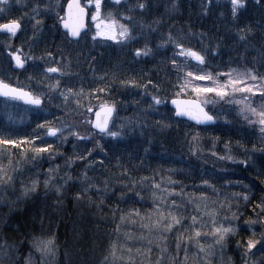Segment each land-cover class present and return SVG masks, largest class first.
Listing matches in <instances>:
<instances>
[{
  "label": "trees",
  "instance_id": "obj_1",
  "mask_svg": "<svg viewBox=\"0 0 264 264\" xmlns=\"http://www.w3.org/2000/svg\"><path fill=\"white\" fill-rule=\"evenodd\" d=\"M204 2L121 0L115 5L120 9L116 16L131 15L135 21L151 26L143 31L134 29L137 40L128 45L95 41L91 30L72 42L62 31L57 15L48 18L42 11L38 30L33 24L26 25L20 37L24 54H31L48 67H60L66 74L49 75L60 79V88L49 94L57 103L46 111L45 105L27 107L32 112L23 114L21 107L25 106L20 102L0 98V136L19 142L39 133L54 153L52 157L47 153L36 156L27 143L19 147L0 145V156L22 167L15 179H23L0 188V264H264V252L258 251L264 244V212L260 207L264 205L262 131L240 122L236 114L223 120L209 105L217 119L215 125L198 126L176 117L168 100L183 95L179 85L184 66L196 63L176 56L177 68L171 60L178 49L171 44L158 47L164 43L161 37L171 34L185 47L201 52L205 64L199 67L214 77L243 70L256 75L261 83L264 0H245L246 7L235 19L228 0H213L207 14ZM138 3L146 4L143 12L136 7ZM2 38L9 37L0 33L1 56ZM20 38L11 39L13 49L21 47ZM145 43L152 54L135 57V49ZM29 63L26 69L18 70L8 59L4 66L15 73L29 72L34 81H43V73L32 71V60ZM15 76L0 71L2 79L37 91L26 79ZM68 87L73 92L82 91L83 96H70L64 101L58 93ZM153 96L166 103L154 105ZM100 103L115 104V126L118 121L126 125L123 138H100L91 127L89 140L69 135L75 131L86 136L80 126L75 129L66 121L70 123L82 108L86 111L92 106L94 112ZM40 124L45 127H37ZM49 126L63 127L66 139L59 138V133L57 137L45 135ZM35 144L45 146L39 139ZM50 168L55 172L49 180ZM33 182L35 190L25 192ZM154 193L163 201L166 214L172 211L185 218L179 229L174 227L163 235L156 229L154 209L158 201ZM244 196L247 200L242 199ZM172 200L180 205V211L167 208ZM197 212L205 224L210 214L221 222L224 217L231 222L236 231L225 238L223 248L211 236L203 235L210 227L201 229V237L194 236L187 217ZM37 239L51 240V251L45 253L42 247L38 250L34 244ZM249 239L260 243L252 249L255 255L245 258Z\"/></svg>",
  "mask_w": 264,
  "mask_h": 264
},
{
  "label": "snow or ice",
  "instance_id": "obj_2",
  "mask_svg": "<svg viewBox=\"0 0 264 264\" xmlns=\"http://www.w3.org/2000/svg\"><path fill=\"white\" fill-rule=\"evenodd\" d=\"M17 4H22L23 0H15ZM103 0H90L89 3L81 4L80 0H67V11L65 16H59L57 13V18L60 20L63 27L67 30L65 32V36L69 38L72 42H78L81 37V31L84 28V21L86 16L88 15L87 9L92 7L94 9L93 14L91 15L92 21L95 22L96 33L92 37L95 40L97 37H101L103 39L115 41L117 44L121 45H128L137 40V36L133 35L134 29H140L143 31L145 27L151 28V26H146L138 21L134 20V17L124 16L122 17L123 20L128 21L129 23H121L119 20L112 17V14L109 13L107 16L101 15V6ZM111 2L115 5H119L121 0H111ZM217 3L220 0H216ZM256 3H259L260 0H255ZM213 0H205L203 4L204 13L207 14L208 8L212 5ZM0 4L4 5V7H0V13H5L3 19L5 22L0 23V32L6 33L9 37V40L4 43V47L8 49L7 55L10 57L11 61H14V66L17 69H25V65L28 61L36 59L31 54H24L23 43L21 47L18 49H13L11 44L12 38H18V34L23 36L25 34V27L27 24H30L33 20L35 24L33 25L34 30H38L37 26L41 24V20L36 19L38 15H40L41 11L47 12L48 9H41L39 4L35 7L31 8V14L25 13L24 15L18 18H12L9 14L6 13V8L8 7L9 0H0ZM228 4L230 5V14L235 19L237 17L238 12L241 9L246 7L245 0H228ZM57 7L60 6L59 0H57ZM136 7L143 12L146 9L145 3H138ZM176 5H173L175 8ZM129 11L131 12L132 9L130 8ZM158 23V22H157ZM131 24V27L129 26ZM154 30V29H153ZM241 40H244V35H240L239 37ZM164 43L160 44L158 47L163 48L167 45L171 44L174 45L178 52L174 53V56L171 60V63L174 66H177L176 56H182L186 60H193L196 62L195 67L198 69V72L194 74L192 71H188L185 73L183 77L182 83L179 85L181 91H185L188 87H191V91L195 94L196 97H200L202 95L207 94H214L216 97L220 99H224L229 97L230 94H234L237 92L240 93H248L255 95L256 91L260 92V98L264 100V81H262L258 85H247L245 87H240L239 85L244 84V77L247 76L252 81L257 80V76L252 73H237L235 76L233 72L230 71L228 73H217L214 77L210 72L204 71V69L200 68V65L205 64V57L199 51L193 50L191 47H185L183 43L180 42V39H177L171 34L161 37ZM152 54V49L148 47V44L145 43L143 48H137L134 51V56L137 58L140 57H148ZM49 60L52 59V54L48 53ZM49 74H58L59 77H63L66 73L62 71L60 67L56 66H49L44 69V77L45 82L49 79H55L54 84L47 85L48 92H54L60 88V79L56 77L49 76ZM221 75L227 77V79L222 83L219 79ZM179 79V77H178ZM192 80L196 81H210L211 86H201V85H193L191 83ZM151 83V81H149ZM99 91H104L100 89ZM59 96L63 97L64 101H68L69 97H76L79 98L83 96V92H73L71 87H68L66 91H60ZM0 96L7 98L8 100H23L26 104L35 106L39 108L42 104L41 95H33L31 92L24 91L22 88L13 87L11 84L6 83L3 79H0ZM154 105H160L161 103H166L161 98L152 97ZM51 101V97H49V102ZM175 105L176 111L175 115L177 117H184L187 116L189 119L195 120L198 124H207V123H214V117L209 115L202 106L203 103H207V101H201L199 99H192V100H172L171 102ZM243 103V101H241ZM77 104H79V100L77 99ZM99 111L93 113L92 106H89L86 109L87 114H93L95 119L92 120L90 118L86 119L84 122L89 124L91 128L96 130V135L100 138H111L117 139L123 138V129L126 127L125 124H121L119 129H116L115 122L113 121V114L116 112L115 104H107V103H100L98 105ZM242 113H250L252 116H255L257 119L255 121H249L250 123H258L260 125L261 131L264 132V105H261L260 110L258 111L256 108H252L249 104H244L243 108L241 109ZM245 120H249V116L246 114L244 116ZM110 124L112 127H110ZM39 128H44V124L37 125ZM60 134L59 138L66 139L64 136V129L63 127H51L47 128L45 135L50 137H57V134ZM69 135L75 136L78 140H89L91 139L90 136H83L75 131H71L68 133ZM41 140L45 146L40 147L36 146L35 141ZM31 144V151L39 156L40 154L47 153L49 157H52L54 153L51 151L52 145L47 141L43 140L39 133L31 140L25 141H16L12 139H6L0 136V145H11L13 147H19L22 144ZM101 150L103 151V147ZM91 152H88L87 155H91ZM35 158V157H34ZM83 158V157H82ZM90 166V165H89ZM49 180L52 178L55 169H49ZM0 183L10 184L12 181L11 175L8 172L0 168ZM84 179H87V175L85 174ZM170 183H172L170 181ZM48 184V180L45 181V185ZM107 186V185H105ZM154 187L156 189H160L159 184H155ZM36 182H33L31 185V189H25V192L29 190H35ZM59 191V189H57ZM161 191H166L161 189ZM168 195H172V193H168ZM154 200L158 201V205L154 209V213L156 215V222L155 227L160 231V233L167 234L172 232L173 228H180L183 223L184 217H178L172 211H167V214L164 210H162L163 201L161 198L156 197L155 193L153 194ZM242 199L247 200V196L242 197ZM261 211L264 212V205H261ZM169 209H175L177 212L180 211V205L177 204L176 200H172L170 204L167 205ZM135 215L139 216V213L136 212ZM214 214L209 215V222L208 224L202 223V217L198 219L199 213L197 212L196 215H190L187 217L188 220L191 221L189 225L190 228L193 229V234L195 237L199 238L202 236L201 229L206 227H210L209 232H204L203 235L205 238L211 236L214 240L216 245H220L223 248V241L225 238L236 231L233 227H231V222L228 221L227 217H224V222L216 220L213 218ZM233 219H235V214H233ZM225 223H228L229 226H225ZM260 243V241H253L249 239L246 242L245 248V258L248 257V254L255 255L252 253V249L256 248V245ZM34 244L38 247V250L42 247L45 253L51 251L52 241L47 240H39L37 239L34 241ZM240 247V245H237ZM180 244L177 243V249H179ZM258 251L264 252V244H261V247Z\"/></svg>",
  "mask_w": 264,
  "mask_h": 264
},
{
  "label": "rangeland",
  "instance_id": "obj_3",
  "mask_svg": "<svg viewBox=\"0 0 264 264\" xmlns=\"http://www.w3.org/2000/svg\"><path fill=\"white\" fill-rule=\"evenodd\" d=\"M25 0H23L22 4H17L15 2V0H9V4L8 7L6 8V13L9 14L10 16H12L13 14H16L18 12H23L24 10L28 13H30L28 10H31V2L33 1V7H35L37 5V0H27V4L24 3ZM43 2L38 3L39 7L41 9H45L47 8L48 11L47 12H43V15H47L45 17L48 18H53V15L56 16L57 12L59 13V11H61L62 8H64L65 3L67 0H59V4L60 6L57 7V0H42ZM90 0H84V4L85 3H89ZM110 2V1H109ZM44 3V5H42ZM110 6V7H107ZM0 7H4V5L0 4ZM119 7L115 6V4L108 3L107 0H103L102 2V6H101V15L102 16H107L109 13L112 14V17L119 20L121 23H127V21L123 20L122 17L124 16H116L119 12L117 10ZM89 23H90V29H91V34L93 33V35H95L96 33V28H95V22L92 21L91 19V15L94 12V9L92 7H89ZM1 16H4L5 13H0ZM40 17H36V19H39ZM2 22V20L0 19V23ZM139 22V21H138ZM31 25L35 24V21H33L32 23H30ZM131 27V24L129 25ZM27 27L28 24H27ZM21 36L18 35V38H20ZM101 38V37H98ZM103 39V38H102ZM3 42V47L1 46V49L4 50L3 56H1L0 54V71H3L6 75H8L9 77L14 76V74L16 75L15 78L19 79L21 78V80L25 81V79L30 82L32 86H34L33 88L37 89V91H34L35 95H41V99L43 100V105H45V111L47 109H49L50 106H55L57 103V99H53L50 95L52 92H48L47 91V85L48 84H54L55 83V79H49L45 82V79L43 81L41 80H36L34 81V78L32 77L33 74L29 73V72H25L23 71V73H18V72H12L11 68H6V66H4V62H6L8 59H10V57L7 55V51L8 49H6L4 47V43L7 42L9 40V38H2L1 39ZM20 42L19 44L21 45V40L22 38L19 39ZM103 40H107V39H103ZM112 41V40H110ZM13 47L14 42L11 40L10 41ZM20 48V47H19ZM14 49H18V48H14ZM31 51V49L29 50ZM32 51H35L32 48ZM8 58V59H7ZM193 61V60H192ZM29 62V61H28ZM30 64V63H29ZM32 68L31 70L34 71L35 73H38L39 75H41L40 73H44V69L46 67H48L47 65L43 64V62L39 61V60H32ZM187 66V65H186ZM184 66L185 68V73L188 71H192L194 74H196L198 72V69L193 66V65H189V66ZM201 68V67H200ZM41 71L36 72V71ZM203 69V68H202ZM205 71V70H204ZM233 75L235 76L237 73H249V72H245L243 70H232ZM14 73V74H13ZM52 75V74H49ZM58 75V74H57ZM185 75V74H184ZM44 77V75H42ZM20 77V78H18ZM54 77V76H53ZM13 78V77H12ZM220 81L223 83L227 77H219ZM191 83L193 85H201V86H211V82L210 81H196V80H192ZM258 85L260 84L259 81H252L250 78H248L247 76L244 77V84L239 85L240 87H245L247 85ZM41 89L44 91L42 92ZM183 95L180 96H185V97H192V98H196L199 99L201 101H207V103H203L205 106H210L212 107L216 112H218V114H220L224 120L225 116L229 117L230 114L233 115H237L238 119H240V122H243L245 124H247L249 127H253L256 128L258 130L261 131L260 125L258 123H250L249 121H255L257 118L255 116H252L250 113H242L241 109L243 108L244 104H249L252 108H256L258 111L260 110L261 105H264V100H262L260 98V92L256 91L255 95L252 94H248V93H234V94H230L229 97H226L224 99H220L218 97H216L214 94H207V95H202L200 97H196L195 94L191 91V87H188L185 91L182 92ZM186 93V94H185ZM50 94V95H49ZM191 94V95H188ZM48 95V96H47ZM49 97H51V101L49 102ZM61 100L58 99V102H60ZM241 101H243V103H241ZM12 107V105L9 106V108ZM97 108V107H96ZM95 108V109H96ZM22 109V110H21ZM21 111L24 113L30 112L31 110L27 107H21ZM82 111H77L76 115L72 118H70V123L68 121H66L67 124H71L74 126V128L76 129L77 126H80L81 129L83 130V134L86 136H89L88 134V128L90 129V125L85 123L84 121L88 118L93 120V115L92 114H87L86 111L84 110V108L80 109ZM17 111L19 112V109H17ZM32 112V111H31ZM249 116V120H245L244 116L245 115ZM24 116V115H23ZM69 120V119H68ZM114 121V120H113ZM123 124V123H121ZM120 122L118 121L116 124V129H119L121 126ZM112 127V126H111ZM125 129V127H124ZM123 129V131H124ZM262 136L264 137V132H262ZM96 139H94L95 141ZM0 168L5 169L9 175H11L12 177V181L10 184H5V183H0V188L6 186V185H10L13 186L15 184V181L18 179L19 182L23 181V179L17 178L15 179L16 175H21L20 172V168H22L19 165L16 164H12L9 161H7L6 159H3L0 156ZM0 175H3V173H0ZM24 182H26V180H24ZM15 192H18V189L14 190ZM4 203V202H3ZM2 206V203L0 204ZM10 209V205L7 206V209ZM11 210V209H10Z\"/></svg>",
  "mask_w": 264,
  "mask_h": 264
},
{
  "label": "water",
  "instance_id": "obj_4",
  "mask_svg": "<svg viewBox=\"0 0 264 264\" xmlns=\"http://www.w3.org/2000/svg\"><path fill=\"white\" fill-rule=\"evenodd\" d=\"M80 2H81V0H80ZM66 11H67V6H66V8H65V14H66ZM88 11V10H87ZM87 19H88V15L86 16V18H85V21H84V28L82 29V31H81V35H82V33L84 32V31H86L87 30V28H88V26H87ZM62 25V24H61ZM62 27H63V25H62ZM63 29L65 30V31H67L64 27H63ZM14 62V61H13ZM27 66V64L25 65V67ZM1 79V78H0ZM6 82V81H5ZM6 83H8V82H6ZM10 84V83H9ZM12 85V84H11ZM13 87H17V86H15V85H12ZM17 88H20V87H17ZM24 91H28V92H31V91H29V90H27V89H24V88H22ZM32 93V92H31ZM33 94V93H32ZM34 95V94H33ZM0 97H2V96H0ZM2 98H5V97H2ZM192 99H196V98H192V97H172L170 100H169V105H170V107H172L175 111H176V108H175V105H173L171 102H172V100H192ZM20 101H22L24 104H26L23 100H20ZM42 104H43V100H42ZM42 104L40 105V106H42ZM26 105H29V104H26ZM39 106V107H40ZM202 106L204 107V110L209 114V115H211V116H213V114H211L209 111H208V109L206 108V106L204 105V104H202ZM96 111H99V108H97L96 109ZM95 111V112H96ZM94 112V113H95ZM114 115H115V113L113 114V117H114ZM176 116V115H175ZM177 117V116H176ZM214 117V116H213ZM179 118H182V119H186V120H188V121H190V122H193V123H195V124H197V125H200V126H208V125H214V124H216V119H215V117H214V123H212V122H210V123H207V124H198L195 120H192V119H189L187 116H184V117H179ZM95 119V116H93V120ZM110 127H111V124H110Z\"/></svg>",
  "mask_w": 264,
  "mask_h": 264
}]
</instances>
